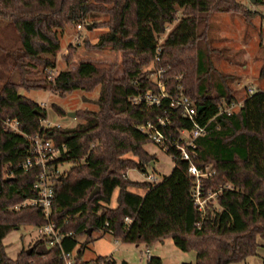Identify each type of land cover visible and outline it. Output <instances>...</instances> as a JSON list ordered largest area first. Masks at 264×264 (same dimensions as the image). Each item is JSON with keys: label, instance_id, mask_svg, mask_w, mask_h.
<instances>
[{"label": "trees", "instance_id": "obj_1", "mask_svg": "<svg viewBox=\"0 0 264 264\" xmlns=\"http://www.w3.org/2000/svg\"><path fill=\"white\" fill-rule=\"evenodd\" d=\"M106 1L111 7L98 9L108 13L109 30L99 36L98 43L123 53V77L114 79L93 62L83 60L75 70L60 71L48 80L31 78L30 70L38 69V73L39 69L55 68L60 49L57 29L85 21L97 7L89 0H0V19L12 22L20 40L14 62L18 73L0 87V264H64L62 251L71 252L76 264H115L111 256L83 261L88 240L75 251L78 236L95 229L136 245L147 246L170 237L180 250L196 252L194 263L181 264H232L256 255V237L264 238V89L248 93L247 86H242L245 91L239 93L229 86L226 76L207 81L211 65L207 66V58L196 46L198 14L235 12V1ZM90 23L94 22H85L88 29L94 27ZM151 61L164 69L168 95L181 91L188 96L196 107L197 121L206 125L205 133L195 140L192 158L197 167L212 172L202 181L203 191L216 194L203 212L193 203L187 160L176 157L171 172L160 182L134 181L127 176L133 168L145 172L151 162L143 145L152 142L136 125L168 116L166 131L179 135L181 129H191L190 121L180 109H173L169 98L153 105L131 100L148 91L158 93L149 72L142 70ZM257 78L264 82V56ZM96 85H100L99 109L72 128L43 126L45 108L19 92L50 87L64 94ZM231 101L242 104L231 114L220 113L219 107ZM6 118H17L29 136L38 133L50 139L59 149L55 167L70 165L53 177L50 220L63 233L71 234L51 247L46 237L37 234L31 247L14 259L5 253V237L23 223L38 227L47 220L40 206H21L25 199L37 197L33 184L40 169H23L31 155L30 145L22 134L4 127ZM127 152L139 160L123 158ZM97 186L98 193L88 199ZM146 264L163 262L158 256H149Z\"/></svg>", "mask_w": 264, "mask_h": 264}, {"label": "rangeland", "instance_id": "obj_2", "mask_svg": "<svg viewBox=\"0 0 264 264\" xmlns=\"http://www.w3.org/2000/svg\"><path fill=\"white\" fill-rule=\"evenodd\" d=\"M97 7L85 18V21L68 24L57 29L59 51L55 58V68L51 73L39 69L31 71V78L46 77L53 78L58 72L75 70L78 63L83 60L93 62L99 70L110 74L114 79H120L124 75V57L121 51L113 50L109 45L102 46L99 36L109 30L107 22L109 15L98 8H109L111 3L104 0H89ZM237 11H216L208 14H198V40L196 46L201 48L207 58V66L211 65L210 73L206 75L207 81L220 80L226 76L229 86L239 93L245 90L242 86H249L254 89L261 81L257 78L259 67L264 56V0H234ZM94 25L88 29L85 22ZM172 25L168 26L161 35V42ZM20 40L11 21L0 19V87L3 83L14 78L18 69L14 67L15 57L18 54ZM193 69L195 59L190 62ZM156 64L151 61L143 65L142 70L148 71V78L156 79ZM150 72V70H152ZM214 72V73H213ZM213 73V75H211ZM180 78V76L178 77ZM211 84V83H209ZM208 84V85H209ZM263 84V82L261 83ZM19 92L34 100L40 105L44 104L47 116L46 119L53 125H60L62 128H72L83 123L92 112L99 109L98 99L100 96V85L90 90L75 89L61 94L54 92L50 87L43 89L24 90ZM73 112L74 116H68ZM143 149L150 155V165L146 171L141 172L133 168L127 172V176L134 181H144L146 176H153L155 182H160L168 175L174 165L170 154L163 148L153 143L146 142ZM123 158L139 160L132 152H127ZM68 163L59 166V170L69 168ZM143 193L142 189H136ZM114 193L112 205L115 204ZM37 239V229L30 223L21 224L20 228L10 232L3 244L5 253L9 258H16L22 251L28 250ZM88 240L83 249L82 260L88 261L97 256H111L115 264H146L147 255L143 254L145 249L149 250L148 256H158L163 264H181L183 262L196 261L194 249L182 251L177 248L170 237L151 245L125 243L115 239L109 233H103L102 229L91 230L89 235L78 236V244L75 251L82 242ZM257 254L247 257L245 260L232 264H264V238L257 235ZM74 251V252H75ZM144 255V256H143Z\"/></svg>", "mask_w": 264, "mask_h": 264}, {"label": "built area", "instance_id": "obj_3", "mask_svg": "<svg viewBox=\"0 0 264 264\" xmlns=\"http://www.w3.org/2000/svg\"><path fill=\"white\" fill-rule=\"evenodd\" d=\"M159 49L157 50V52ZM159 60V55L156 54L155 61ZM51 73L52 70H47ZM156 79L149 80L155 84L159 91L154 94L148 91L144 94L136 95L131 100L133 102H144L148 105L159 104L162 98H169L170 105L173 109H180L182 115L186 117L191 123V129H181L179 135H174L170 131H166L165 128L169 122L168 116L160 117L156 122H146L144 124L136 125L137 130L144 133L147 138L155 145L163 148L166 152L172 151L170 154L174 160L179 157L188 161V174L191 178L193 188L192 197L193 203L196 208L203 212L205 210L206 203L209 199L213 198L216 192L208 191L204 194L203 191V179L209 177L212 172L208 167H197L192 158L196 154L195 140L197 137L203 135L206 131V125L200 124L196 119V107L192 100L179 91L175 96H169L165 89V82L163 80L164 69L156 67L154 71ZM248 93L254 92V88L247 87ZM242 104V101H231L224 103L219 107L220 113L231 114L236 111ZM41 107H44L43 103H40ZM42 125L49 128L52 126H60L51 124L48 119L42 120ZM4 127L7 130L22 134L25 139L28 140L30 145L31 155L23 162V169L27 170L32 166H37L39 170L38 178L33 184V188L37 191V197L32 199H25L21 206L25 205H38L43 211V216L47 220L45 224L36 227L37 234L47 238V246H55L59 244L64 235H70L71 232L63 233L61 227L56 226L54 222L50 220L51 208L54 199V178L59 171V167H55L53 162L58 156L59 149L54 147L52 141L40 134L29 136L25 134L20 128V121L17 118H6L4 120ZM145 180L155 182L153 176L147 175ZM126 221L129 219L126 217ZM147 258L149 257V250L145 249L144 253ZM144 256V255H143ZM62 258L64 264H76L73 254L71 252L62 251Z\"/></svg>", "mask_w": 264, "mask_h": 264}, {"label": "water", "instance_id": "obj_4", "mask_svg": "<svg viewBox=\"0 0 264 264\" xmlns=\"http://www.w3.org/2000/svg\"><path fill=\"white\" fill-rule=\"evenodd\" d=\"M75 114L73 112H69L68 116H74ZM99 191V187L97 186L94 190H92L88 196V199H91L94 195H96ZM88 232L90 233L91 230H88ZM125 264V263H124Z\"/></svg>", "mask_w": 264, "mask_h": 264}, {"label": "crops", "instance_id": "obj_5", "mask_svg": "<svg viewBox=\"0 0 264 264\" xmlns=\"http://www.w3.org/2000/svg\"><path fill=\"white\" fill-rule=\"evenodd\" d=\"M261 81V83L263 82L262 80H260ZM260 83V85L259 86H261V87H257V88H261V89H264V82H263V84H261Z\"/></svg>", "mask_w": 264, "mask_h": 264}]
</instances>
